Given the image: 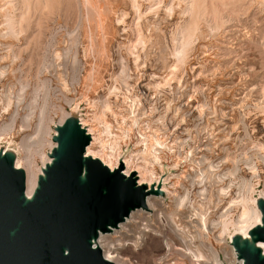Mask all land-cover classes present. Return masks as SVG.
<instances>
[{
    "label": "rangeland",
    "instance_id": "1",
    "mask_svg": "<svg viewBox=\"0 0 264 264\" xmlns=\"http://www.w3.org/2000/svg\"><path fill=\"white\" fill-rule=\"evenodd\" d=\"M0 34V43L8 41L0 46V146L22 156L19 146L32 142L38 123L36 107L23 124L25 107L33 94L40 106L48 91L51 135L76 106L85 128L103 129L107 152L132 157L131 171H153L159 188L151 196L163 209L175 203L163 185L177 196L186 192L180 227L193 225L199 212L208 226L219 222L212 232L230 248L238 215L264 188V0H0ZM156 139L165 146H147ZM234 162L239 170L229 175ZM136 210L153 224L143 243L136 234L142 225L110 230L103 241L135 264H155L159 251L150 249L162 248L160 228L150 210Z\"/></svg>",
    "mask_w": 264,
    "mask_h": 264
},
{
    "label": "water",
    "instance_id": "2",
    "mask_svg": "<svg viewBox=\"0 0 264 264\" xmlns=\"http://www.w3.org/2000/svg\"><path fill=\"white\" fill-rule=\"evenodd\" d=\"M55 131L52 160L30 199L24 171L0 155V264H114L93 240L144 207L149 192L133 176L124 177L122 165L110 171L99 159L84 157L90 137L78 124L65 122ZM259 208L262 224L251 235L264 242V202ZM234 247L243 264H264L259 250Z\"/></svg>",
    "mask_w": 264,
    "mask_h": 264
},
{
    "label": "bare ground",
    "instance_id": "3",
    "mask_svg": "<svg viewBox=\"0 0 264 264\" xmlns=\"http://www.w3.org/2000/svg\"><path fill=\"white\" fill-rule=\"evenodd\" d=\"M168 11H170V9H168L167 12ZM102 22L101 20H99V23H98L99 28H102L101 27ZM0 36L3 37V35L1 34ZM7 43L8 41H3V43H0V46L7 44ZM4 72H5L4 70L0 69V77L4 75ZM3 93H5L4 98H6L7 100L6 102L8 104L11 100L10 91L3 92ZM47 93H45L44 96H42L43 100L40 106L36 105V100L38 97L36 98V95L33 94L31 101L25 107V108H28V112L25 111L27 114L26 115L23 114L24 115V118L22 119L23 124H25L26 126L29 124L30 119L32 118L34 114L36 107H38V123L36 126V134L32 142L30 140H28L30 143H27V141H22L19 146L22 152V156L17 158L18 154L15 148H12L10 146H6L5 148H3L2 146H0V155L10 156L12 159L13 166L15 168H19L24 171V174H25L24 195L26 199H30L32 197L37 187L39 176H43V169L45 168L46 164H49L52 160L49 154L51 150L56 146L53 140V137L56 134V131H54L51 135V128L48 124L50 123V121H48L47 119L49 118L47 116L48 109L46 107V101L48 99ZM23 95H24V90L23 88H21L20 91L16 94V98H15L16 105H20L23 102L22 100ZM159 119L161 120L160 123L162 127H164L162 117H159ZM65 122H74L78 124L89 135L90 142L85 148L84 157H92V158L99 159L104 165L108 167L110 171H113L114 169H117L120 167V165H122L121 174H123L124 177L130 178L133 176V178L135 179L136 186L145 185L146 187L145 191L149 193L145 196L144 207L139 208L138 210L141 209V210H146L148 212L150 210V212H152V215L154 216V224H156L160 228V230L157 231L156 233L158 234L159 243L161 244L162 248L158 249L157 246H151V249H150L152 252L159 251L155 254V257H156L155 264H185V263H188V264H243V260L239 258L238 253L234 247V244L236 242L239 243L240 246L247 245L252 250L257 249L260 251L261 255H264V242H255L253 240L254 237L251 235V230L255 228L256 226H259L262 224L261 222L262 214L259 208V204L261 202H264V188L262 192L258 195V197L254 198V207H250V209L248 210L244 209L238 215L234 223L235 225H237V227L235 230H233L229 234L228 240H227V243L231 248L230 249L229 247L225 245V240L222 236L221 237L219 235L217 236L213 234L212 232V229L216 225H219V222L213 221L210 223V226H208V221H209L208 218H206L203 214L199 212L195 211L193 213V220H192L193 225H188L187 228L180 227V224H181L180 220H181V217H183V215L185 214L184 210L186 207V203L188 202L187 201L188 196L187 194H185L186 193L185 190H184L185 193H183L184 196H180V195L177 196L173 191L169 190L165 185H163L162 189L169 196L172 194L173 197L175 198V203L172 208L170 207L168 209H163L160 201H158L156 198L151 196V195H156L154 192L155 187L157 186L159 188V186L156 185V182H158V177H153L154 176L153 171L148 169L147 165L136 166L137 168L134 169L135 171H131L133 169H130L129 163L131 162L132 157L122 160L125 166V170L123 171V164H122L121 158L118 159L119 157L118 155L115 156L111 152H107L106 150L107 143L99 141V137L103 129L99 131L98 129L92 126L88 127V129L85 128L84 125L86 123L83 120H81V122H78L76 106L71 108L69 112L63 115L55 127L60 126L61 124ZM134 123H136L135 120L132 121V124ZM104 124H105L104 126H105L106 134L110 137H113V140H115L116 135H110L111 134L110 125L106 122ZM25 125L24 127H26ZM1 134L2 133L0 132V135ZM154 144H158L159 146H162V147L165 146L164 141L158 140V139L154 141L149 140L147 146L149 145L152 146ZM96 146L98 147V149L94 150ZM44 148H48L47 152H45ZM145 152H147V149H145ZM35 155L39 156L42 161L40 166H37L35 164V160H34ZM22 165L24 167H22ZM238 170H239V167L237 163L234 162L232 170L228 171V173L229 175H233ZM136 172H138V174H136ZM137 175L139 178L138 180H137ZM218 178L220 180L222 177H218ZM238 178L240 179V177ZM240 181L242 182V184L244 183L243 179L239 180V183L241 184ZM142 182H147V184H141ZM164 184L166 183L164 182ZM135 211L137 210L131 211L129 216H127L124 219V221L119 223L117 227L112 228L111 231L114 232L115 230L119 228L123 229L124 231H135V229L138 226L142 225V230H138L136 234L138 235L140 239L139 242L143 243L144 237L150 235V232L153 231V224L149 223V221L152 222V220L144 218L140 214H135V213L132 214ZM128 218H130V221L127 220ZM220 222H222V220ZM122 223H125V224H122ZM225 224L222 223L223 228H225L224 227ZM189 229H193V230H189ZM124 233L120 232L119 234L124 235ZM211 234L213 235L215 240L219 242L218 245L220 246V250L223 253L224 257L226 258V263L220 260L219 254L216 248L217 245L213 244L212 239H211ZM236 237L238 239H236ZM103 238L104 237L102 233L99 234L98 237L95 240H93V245L98 246L101 249L102 255L105 259L111 261L114 264H135L133 261H131L130 258L126 256L124 257L116 248L112 246H107L108 242H104ZM136 241H137L136 243H138L137 239Z\"/></svg>",
    "mask_w": 264,
    "mask_h": 264
}]
</instances>
